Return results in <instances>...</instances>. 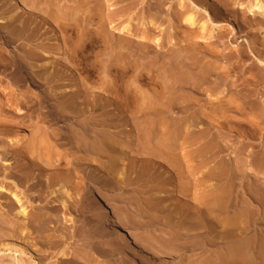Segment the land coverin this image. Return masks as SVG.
<instances>
[{
    "label": "bare ground",
    "instance_id": "obj_1",
    "mask_svg": "<svg viewBox=\"0 0 264 264\" xmlns=\"http://www.w3.org/2000/svg\"><path fill=\"white\" fill-rule=\"evenodd\" d=\"M166 1L168 0L139 1L144 15L137 17L136 22L135 17L132 16L134 13L128 15L123 12L124 9H130L133 2L127 7H117L112 0H107V6L106 1L103 0H93V3L91 0H0V30L4 34L2 38L7 41L8 37L11 42H17L9 55L0 50V154H3L5 158L13 155L17 160L14 166L10 164L3 166L0 162V174L4 175V178L0 180V264H119L112 255L109 256L110 258L107 256L103 259L94 257L90 253V247L82 252L74 251L76 257L72 258L66 244L53 252L50 258L56 256V260L46 261L47 250L41 249L40 246L36 247L34 244L32 246L29 240L33 231L43 233V224L49 222L54 209L70 210L75 200L78 202L83 200L82 197L77 198L84 190H82L83 185L71 186L76 179L74 172L77 169H74L76 166L73 168L71 164L73 161L77 163L78 160L74 158L75 156L74 159L70 157L73 148L82 150L88 157L91 153L93 159L107 158L99 162L100 173L104 170L109 171L110 177L105 184L117 187L120 184L118 176H124L126 173L124 169L127 167L120 169L118 146L124 144L125 150L127 148L132 150L137 142L142 144V149L140 148L141 151L137 155L152 158L146 171H156L161 167L158 176L162 168L165 171L170 169L173 171L168 181L169 185L167 183L173 191V198L166 196L168 192L164 195L162 191H159L155 195L153 205H150L152 201L148 197L139 199L140 202L135 204L140 212L138 222L141 227L146 224L143 221V219L146 220V216L153 220L152 223L158 225L153 232L146 235L149 246L155 252L177 253L180 256L190 250L191 254L187 255L188 264H264V133H262L264 37L259 33L263 20H257L258 14L263 12L264 1L248 0L249 4L245 6L247 10L243 11L241 17L242 30L252 25L256 27L257 32L252 33L250 37L253 49L238 46L235 52L229 50L225 53L218 48V42L222 41V38H229L230 34L236 37L238 31L235 28L229 31L221 30V24L213 21L209 8L196 0H171L172 3L168 5V8H172L173 16H169L168 26L164 24L166 18L164 19L163 15ZM216 1L224 12L238 11V8L230 6L224 0ZM124 14L128 16L124 18ZM95 16H97L96 27H93ZM63 26L71 27L75 34L73 48L72 50L69 48L67 52V37ZM109 35L119 36V46H115L119 48V52L108 60L105 74L102 73L101 82L98 83L115 94H119L121 86L119 87L115 80L111 81L113 77L109 79V76L114 74L113 69L124 74L126 69L135 66L138 70L137 74L135 73L136 78L144 75L143 70L150 75L153 73L151 67L147 65L141 67L140 62L135 57H131V51L126 53L125 49L133 51L134 46L136 48L137 45L136 49L151 51L149 48L153 42L162 51L165 48L171 54L165 55L158 66L165 70L168 79L162 78L160 92L153 95L154 97H150L148 92L145 93L146 90L143 94L139 93L141 91L139 89L138 91L134 90L136 88L131 89V85L130 89L125 86L126 90L122 95L125 104L136 101L135 112L138 117H142L140 118L142 122L136 119L140 123L133 124L135 129L137 128V133L130 124L117 123L119 130L115 129L116 134H121L116 136L113 132L114 135H109L102 130L104 120L96 121L92 131V128L89 129L87 126L90 124L87 123V117H84L83 105L90 104L95 108L100 105L99 98L89 99L83 89L73 90L74 92L69 96L70 99L62 98L60 86H64H62L63 79L59 76V70L57 76L60 78L56 76L53 84L50 83V79L53 78L50 77L54 73L50 70V65L53 67L56 64V69L67 67V73H65L69 75L68 79L73 81L71 84L73 87L76 89L79 86L82 87L83 82H86L80 75L82 70L72 65V62L80 51L95 45L99 38L109 37ZM35 41L38 43L34 45ZM251 52L256 61L254 63L247 60L248 67L250 69L256 67L255 74L253 75L252 72L250 74L257 79L247 76L244 72L238 78L240 82L235 80L228 83L229 76L228 78L222 76V67L220 68L217 62L222 58L232 61L235 59L234 63L237 60L245 62L252 56ZM159 56L161 57V54ZM21 64L29 66L31 70L37 69V75L45 85L44 90L27 92V89L22 86L24 90L18 92L22 83L28 81L22 73L15 75L14 82L3 85L4 72L9 69L19 72L16 65L21 66ZM82 69L85 68L82 67ZM157 71L159 73V70ZM117 72L115 74L119 75ZM216 72L221 75L209 82L207 78ZM49 83L53 87L44 93ZM237 86L240 88L238 87L237 91L231 92L228 96L230 89L233 90V87L237 89ZM170 90L172 91L169 94ZM44 95L53 103V108L49 112H46L41 105ZM113 98L116 99L117 96ZM118 99L121 100L120 97ZM110 104L113 105V103ZM178 105H183L186 113L180 119L181 123L169 132L168 120L175 124V119L169 116V113L173 112V108ZM102 107L105 108L104 105ZM250 111H253V119L249 118L251 117L249 114H252L249 113ZM61 117L69 118L64 127L67 129V142L72 143L70 149L59 147L62 132L50 128L51 121ZM112 117V120L117 122V116ZM158 125L162 127V133L160 132L162 137L155 146H151L150 141L157 133L153 131L152 126L158 128ZM246 128L248 129L245 130ZM251 137L258 138L259 147L254 156L250 154L245 142ZM1 156L0 160H4ZM65 161H67V167H62L61 164ZM253 161H255L254 164L256 163L255 166L251 165ZM8 167L11 169L8 170ZM250 172L258 177L257 184L254 182L255 187L251 186L253 188H248L247 191L245 189L247 193L240 191L239 194L235 187L236 180ZM9 176L15 178V188L25 184V189L17 192V189L13 191V188L10 191L9 182L6 181ZM164 182L165 180H162L159 183ZM29 187H37L33 192L40 200L35 203L37 205H34L26 192ZM51 188L52 195L47 199L44 193L49 192ZM188 196H191L189 197L191 201H188ZM2 198L7 201L5 207L2 206ZM170 199H173V202ZM42 200L53 203L47 211L48 216L42 213L39 207ZM99 202L101 203L99 211L103 213V216L105 215L103 222L105 220L112 227L121 225L108 206L101 199ZM29 203L33 208L31 213L28 210ZM119 230V236L126 243L133 242L132 235L124 227L121 226ZM252 230H254V236L251 235ZM49 233L45 235L49 238L54 237L55 232ZM60 233L61 238L66 237L64 230ZM79 233L80 237L89 239V233L86 234L84 230ZM16 235L24 238L21 240H28V245L24 247V243L22 247L17 245L16 241L5 240L14 238ZM59 236L54 242L56 248L63 243ZM34 246L36 248L33 249ZM7 253L10 254V261L4 259L3 254ZM18 253L21 255L18 256ZM180 258L183 259V256Z\"/></svg>",
    "mask_w": 264,
    "mask_h": 264
},
{
    "label": "rangeland",
    "instance_id": "obj_2",
    "mask_svg": "<svg viewBox=\"0 0 264 264\" xmlns=\"http://www.w3.org/2000/svg\"><path fill=\"white\" fill-rule=\"evenodd\" d=\"M91 1L93 3V0H91ZM103 1H106L105 4L107 6V3H108L107 0H103ZM112 1L117 7H122V6H126L127 7L128 4H131V2H133L134 4L133 3L131 4V5H133V7L130 5L131 8L130 9H124L123 12L124 13L126 12L128 15H132V13H134L132 16L135 17V21L136 22L138 21L137 17H141L142 15H144V13H142L143 12V7H142L141 4H139L140 3L139 1H141V0H130V1H125V0H115L114 1V0H112ZM172 1H174V0H172ZM172 1L171 0L166 1L165 2V7L166 6L167 7H166V9L164 7V10H163L164 19L166 18L164 20V24H168V26H169V21H168L169 16L170 17H171V15L173 16L172 8H168V5L170 3H172ZM196 1H198V3H200V4L201 3L205 4L206 7L209 8V10L212 12V18L214 19L213 21L221 24V28H220L221 30L229 31V30H233L235 28V30L238 31V34H237L236 37H233L230 34L228 36L229 38H222V41L220 40L218 42V48L223 53H225V52H227L229 50L235 52V48H237L238 46L247 47V49H249V50H250V47L253 49V45L250 42V40H251L250 37H251L252 33L257 32L256 31V27L254 25H252L253 27L250 26L251 28L250 27H247V28L245 27L243 30L241 28V26H242L241 17H242L243 11L247 10L245 8V6H248V4H249L248 0H224L230 6L238 8V11H228V12H224V10H222L221 6H219L220 4H218V1H216V0H196ZM262 1H264V0H262ZM262 11H263L262 14H258L257 20L258 21L263 20L261 22L262 26H261V28L259 30V33L261 34L260 36L264 37V9ZM127 14H124L123 17L125 18V16ZM248 14H249V12H248ZM165 15H166V17H165ZM250 16H251V14H250ZM217 17H218V19H217ZM94 18H96V19L94 20L93 27H96L97 16H95ZM68 27L69 26H65L64 27V31H65V34H66V37H67L66 52H67V50L69 48L72 50L73 42H74V38H75V34L73 33L74 31H72L71 27H69V28ZM108 28L110 29L109 25H108ZM3 36H4L3 31L0 30V50L3 51L5 54L9 55L10 52H11L10 50L15 48V45L17 44V42H11L10 40H8V37H7V41H8L7 42V41H5V39L2 38ZM119 39L120 38H119L118 35H116V36L109 35V37L99 38L95 45L87 47V48L83 49L82 51H80L78 53V56L73 61L74 63L72 62V65H74V66L76 65V67L80 71L82 70L80 75L82 76V79L86 81V82H83L82 87H80V86H79L80 88L78 87L79 89L78 88L76 89V87H73L71 85V84H73V81L71 79H68L69 78L68 74H67L68 76L66 75V73H67V69L66 68L67 67L61 68V69H59L60 68L59 67V68L56 69L55 68L56 64L53 67H51V65H50V70H53L52 72H54L51 75V77H50V78L53 77L52 79H50L51 80L50 83L53 84V82H54L53 80H56V78H60L59 76H61L62 79H63V85L62 86H64V87L66 86L67 87V88H64V87L60 86V93H61L62 98L63 97L66 98L67 97L66 99H68L69 96H71L74 91H77V90H80V89H83L85 91V94H86V96L88 95L87 97L89 99H93L94 97L95 98H99L100 105H98L95 108H94V106H91L90 104H88L86 106L83 105V108H84L83 110H84V114H85L84 117H87L86 120L88 122L87 121L86 122L88 124H90V125H87L88 128L89 129L92 128L91 130L94 131V128H95L94 123L96 121L98 122V120H100V121L104 120L103 123L105 122V124H104V129H102L103 132H105V133H107L109 135H114V133H115L116 136L118 134H121V133L116 134L117 130H119V128L116 125L117 123L118 124L119 123L120 124L121 123L122 124H130L135 129L134 125H137V124L140 123L139 121L137 122V120L139 119L141 121L140 118H142V117H138V114L135 112L136 111V101L134 103H133V101L130 102L129 103L130 106H128L129 104H125V101L123 100V96L122 95L125 92L126 87H128L130 89V87L132 86L131 89L136 88L134 90H137V91L139 89V90H141V91H139V93H143V92H145L144 90H146L145 93L148 92L147 94H150V97H154L153 95H155L158 91L160 92L162 78L168 79L167 76H166L165 70L162 69V67L159 68L158 66H160L159 64H161L162 59H163V57L165 55L166 56L167 55H171L170 51H168L165 48L162 51L153 42L151 43L152 45L149 48V50H151V51L136 49V48H138L137 45H136V48L134 46V50L133 51L131 49L130 50L129 49L128 50L125 49L124 52H126V53L131 51L130 52L131 57H135L140 62L139 65H141V67L143 65H147L148 67H151L153 69V73H152V75H150V74L145 73V70H143L144 71V75L141 76V77H137L136 78L137 75L135 76V73L138 70H136L135 66H134V68L131 66V68L126 69L128 72L125 71V73H126V74L124 73L125 75L122 72H120V71L117 72V71H115V69H113L114 71H112V72H114V74L112 73V75L109 76V79H111L113 77L111 79V81L115 80L116 83H118V86L119 87L121 86V88H119L120 89L119 94H115L114 92L109 91L106 88H103L101 85H99V83L101 82L102 73H104L105 69L108 66V63H109L108 60L111 58L112 55H114L117 52H119V48L115 47L116 45L119 46V42H120ZM37 43H38L37 41H35V43L33 42L34 45L37 44ZM33 44H31V46ZM225 47L227 49H225ZM158 49L161 50L162 52L161 51L159 52ZM173 53L176 54V52H173ZM251 53H252V56L247 58L245 62L243 60H237L234 63L235 59H233L234 61H232V60L226 59V58H222V59H220L217 62V64L218 63L220 64L219 67L220 68L222 67V70H223L222 73H221L222 76L224 75V77L226 76L227 78L229 76L230 81H229V78H228V83L229 82L231 83V82H233L235 80H238V78H240L241 75H243L244 72H245L244 74H246L247 76H251L250 72H252L253 75L255 74L254 71L256 72V67H253V69H250L248 67V65H249L248 61H254V63L256 61V59L253 57V52H251ZM158 54L159 55L161 54V57ZM156 56H157V58H156ZM158 56H159V58H158ZM156 59L159 62L156 61ZM11 61L14 62L15 60H11ZM152 61H153L154 65L152 64ZM244 63H246V64H244ZM77 65H79V66H77ZM16 66L18 67V71L19 72L12 71L11 69H9L8 71L4 72L3 85H7L9 83L14 82L15 81V75H17L18 73H22V75H24V77L28 78V81H26V83L25 82L22 83V85L18 88V92H20V91H22L24 89H27V92H31V91L36 92V91L41 90V89L44 90L45 85L43 83V80L40 79V77L37 75V69L36 70L35 69L31 70L32 68H30L29 66L26 67L27 65H25V64H21V66L20 65H16ZM82 67L85 68V69L83 70ZM241 67H243V68H241ZM247 67H248V69L245 70V68H247ZM13 68H14V66H13ZM86 69H87V71H86ZM58 70L60 71L59 76H57V74L59 73ZM157 70H159V73H158ZM116 72L119 75H116L115 74ZM263 72H264V70H263ZM62 73H65V74L63 75ZM162 73H164V74L162 75ZM221 74L218 75L217 72H216V74L213 73L210 76V78L209 77L207 78V80L210 82V81L214 80L216 77H219ZM251 77L253 79H257L256 76H251ZM134 79H136L138 81H136ZM238 81L240 82V79ZM60 82L62 83V81H60ZM50 83L48 84V86H46V89H45L44 93L46 91L48 92V90L53 87ZM134 84H135L136 87L133 86ZM87 85H88V87H87ZM22 86H23L24 89H22ZM70 86H72V88H70ZM137 87H140L142 89L137 88ZM238 87L239 86H237V89H236V87H233V90L230 89V91L228 93V96L231 94V92L237 91L240 88V87L239 88ZM172 90H173V88H172ZM172 90L169 91V94H170V92ZM262 90L264 92V87L262 88ZM112 93H113V95H112ZM139 93L137 92V94H139ZM263 94H262V98H264ZM115 95L117 96L116 99L113 98V97H116ZM214 95L216 96V94H214ZM118 96L120 97L121 100L118 99L119 98ZM109 97H110V99H109ZM113 99H115V101ZM101 100H103V102ZM110 103H113V105H115V106H113ZM109 104H110V106H109ZM41 105H42V108H44V110L46 112L47 111L49 112L53 108V103L51 101L47 100V97H45V95H44V98H43V100L41 102ZM102 105H104L105 108L102 107ZM80 107H82V105ZM172 111L174 112V114H173V112H170L169 116H173V118L175 119V124L173 122H170L171 121L170 119L168 120V122L170 124L169 125L170 128H168L169 132H172L173 128H175V126L177 124L181 123L182 120H180V119H182V117L186 113L183 105L175 106ZM88 112H90V113H88ZM134 112L136 113V115L134 114ZM176 112H178V113H176ZM252 112L253 111H250L249 113H252ZM28 113H30V112H28ZM112 114L117 116V119H116L117 122L112 120L113 119L112 116H114ZM249 115H251V117H252L253 113L249 114ZM251 117H249V118L253 119V117L252 118ZM17 119H19V118L17 117ZM68 120H69V118L66 119V117L65 118L61 117V118L54 119V120L51 121L50 128H52V129H54L56 131H61L62 132L61 136L59 138V142H60L59 147L60 148L70 149L69 147L72 144L71 142H67L68 140L66 139V137H67V129L64 126H66ZM135 122H136V124H135ZM263 125H264V121H263ZM155 126H157V125H155ZM155 126H152V128H153V131L157 132V133L154 136V138H152V140L150 141L151 146H155L157 144L156 142L160 141V139L162 137L161 136V133H162V129L161 128L162 127H160L158 125V128H157ZM116 128H117V130H115ZM168 129L166 130L167 134H169ZM170 129H171V131H170ZM247 129L248 128H246L245 130H247ZM237 131H241V129H237ZM135 132L136 133L138 132L137 128L135 129ZM262 133H264V126H263V129H262ZM234 140H237V138H234ZM245 142H247L246 143V147H247V149L249 147L250 154L252 156L256 155L254 153H257V151H258V147H259L257 145L258 144V138H255V137L252 138L251 137V139H246ZM123 145L124 144L118 146L117 153H118V155L120 157V166H121L120 169H124L126 166L127 167L124 169V170H126L125 175L124 176L123 175H119L118 176L120 178V180H119L120 184L117 187H111V186H107L105 184L109 180V177H110V172L109 171H107V170L105 171L104 170V171H102V173H100L101 171L99 169V162H100L101 159L104 161L107 158L93 159L92 158L93 155H90L91 153L89 154V157H88V155L84 154L82 150L77 149V148H73V150H72L73 153L70 154L71 155L70 157L73 158L75 156L74 158H76V159L78 158V160H77V163H75L73 161V163L71 164V166L73 168L76 166L74 169L77 168L75 170V172H74V174L76 173L75 174L76 175V179L74 180V183L71 184V186H73L75 184H79L81 186L83 185L82 186V190L83 189L84 190L80 192L79 196H77V198L82 197L83 200L80 201V202L75 200L74 203H73V207L74 208L72 207L70 210H65L63 208H59V209L57 208L56 210H58V211H56L54 209V212H52L51 216L49 217V222H46V223L43 224V226H44L43 227L44 228L43 233L41 234L40 232L38 233L37 231L36 232L35 231L32 232V235L30 236L31 238H30L29 241H30L32 246L34 244L36 247L40 246L41 249H46L47 250L48 253L47 252L46 253L48 254V259L46 258V261H48V260H53V261L56 260V256H54L52 259L50 258L53 255V252L55 251V249L57 251V250L63 248L64 245L66 244L69 247L68 249L70 250V254H71L72 258L76 257L75 256L76 252H82L84 249H87V248L90 247L91 248L90 253H92L94 255V257H97L99 259H103V258H105L107 256L109 257L110 255H112V258H114L117 262H119V264H157V263L159 264L160 262H163V263L166 262L165 264H167V263L168 264H173V263L174 264H188L187 255L189 256V254H191L190 250H188V251L180 254V256H178L177 253H175V254L174 253L165 254L163 252L164 253L163 254L160 251L159 252H155L154 249L149 246L148 237L146 235H148L149 232H151V231L153 232L154 228L156 227L157 224L156 223H152L153 220L151 218H149V216H146V220L147 221L145 219H143V221L146 222V224L142 225V227H141L140 223L138 222V221H140V216H138V215H140L139 214L140 212L135 207V204L140 202L139 199H142L143 197H148L152 201V202H150V203H152L150 205H153L154 204L153 200L155 199V195L157 193H159V191H162V193L164 195H166L167 192H168V194L166 196H168L170 198H173V194H172L173 191H171L172 189L168 186L169 185L168 181H170V179H171L170 175H171V172H173V171L171 169L168 170V171H165L164 168H162L163 170L159 173V176L157 174L161 170L160 169L161 167H159L156 170L157 172L154 171V170L146 171V167L149 168V166L151 164V161H152V158H151V156L144 157V156L137 155V153L139 151H141V149H142L141 148L142 144L137 142L136 145L133 146L132 150L130 148H127L125 150V145L124 146ZM187 149H189V147H187ZM0 155L3 156V154H0ZM11 156H12V158H11ZM238 156L236 158H238ZM3 157H4V160H7L6 162L4 160H0L1 164L3 163L2 164L3 166L9 165V164L14 166V165L17 164V160H16V158L13 157V155H8V157H6L7 159L5 158V156H3ZM125 161H126V163H125ZM254 162L255 161H253V163H251V165L255 166L256 163L254 164ZM74 163L77 164V165H75ZM192 163H190V164H192ZM144 164H145V166H144ZM61 165H62V167H67V161L62 162ZM96 165H98V167ZM141 165H142V167H141ZM146 165H148V166H146ZM148 168H147V170H148ZM7 169L10 170L11 168L8 167ZM7 169H6V173L8 172ZM16 169H18V168L16 167ZM96 174H98V175H96ZM3 176H4L3 174H0V180H2L4 178ZM95 176L96 177L98 176V177L96 178ZM248 176H250V177H248ZM107 177H108V179H106ZM256 178L258 179L256 174L253 173V172L248 173L244 177L240 176V178H238V180H236V183H235V187L237 188L236 191L240 194L241 192L243 193V192H246L247 190H249L248 188L255 187V183L254 182H256V184H257V181H256L257 179ZM156 179H157V181H156ZM14 180H15V178L13 176H9L6 179V181L9 182L8 189L9 190L11 189L10 191H12L13 188H14L13 191H15V189H17V192L21 191L20 189H25L24 188L25 184L24 185H22V184L20 185L19 184L20 187L15 188L14 187ZM162 180H165V182L163 184L159 183ZM125 181H126V183H129V184L126 185ZM128 181H130V182H128ZM167 183H168V185H167ZM160 184L162 186H160ZM104 185H105V187H104ZM155 185H157V186H155ZM241 185H242V187H241ZM101 186H102V188H101ZM251 186H253V187H251ZM166 187H167V190H166ZM168 188H170V189H168ZM36 189H37V187H29L27 189V191H26L27 194L30 196V199L34 203V205H37L35 203L40 201L39 198L35 197L36 195H34V193H33V192L36 191ZM245 189H246V191H245ZM50 190H52V188L49 189V192H45L44 193V194L47 195V199L49 197H51V195H52ZM131 197H133V198H131ZM189 197H191V196H188V199H189L188 201H191L190 200L191 198H189ZM22 198H23V200H26L25 197H22ZM136 198H137V200H136ZM100 199H101V201H103L105 203V205L108 206V208L110 209V211L112 212L114 217L120 221L121 225H117V226H113L112 227V226L108 225L107 222H105V220L103 222V218H105V215L103 216V213H101V211H99V207L101 206L100 205L101 203L99 202ZM1 201L3 203L2 206L5 207V204L7 203V201H5V199H3V198L1 199ZM170 201L173 202V199H170ZM77 203H78V205H76ZM88 203L90 204V206H89ZM52 204L53 203H51V202H47L46 203L45 200H42L41 203L39 204V207L42 210V213H45L48 216L47 211H48V209L50 208V206ZM28 210H29L30 213L33 212V208L31 206V203H29V205H28ZM48 213H50V211ZM121 226L124 227L132 235V237L134 239L132 243H126L119 236V234H120V232H119L120 230L119 229H120ZM152 226H153V228H152ZM62 230H64V232L66 233V237H62V238L60 237L62 235L60 233V232H62ZM82 230H84V232H87L86 234L89 233L88 234V236H89L88 238L89 239L86 240L85 238L80 237L81 235H79L80 234L79 232H81ZM49 232H52V233L55 232L53 234L54 237H50L49 238V237H47L45 235V234H48ZM252 233H251V235L254 236L255 235L254 234V230H252ZM58 236H59L60 240L63 243H61L60 247L56 248V247H54V242H55L56 239H58ZM15 237L14 238H6L5 240L6 241H10L9 239H11V241L12 240L16 241V244L18 243L17 245H21V246L25 243L23 245L24 247L28 245L27 244L28 240H21V239H24V238H22L20 235H16ZM35 246L32 247V248L33 249L36 248ZM74 251H76V252H74ZM152 251H153V253H152ZM3 255H4V259L6 258L5 260L8 259L7 261H10V258H11L10 254L7 253V254H3ZM5 255H6V257H5ZM20 255L18 253V256H20ZM182 256H183V259L180 258ZM24 258H26V256H24ZM154 258H156V259H154ZM157 260H158V262H156Z\"/></svg>",
    "mask_w": 264,
    "mask_h": 264
}]
</instances>
